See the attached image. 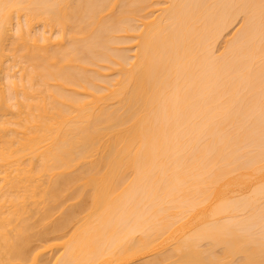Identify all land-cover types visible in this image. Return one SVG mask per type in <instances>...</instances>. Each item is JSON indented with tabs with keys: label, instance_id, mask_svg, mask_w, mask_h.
Segmentation results:
<instances>
[{
	"label": "bare ground",
	"instance_id": "6f19581e",
	"mask_svg": "<svg viewBox=\"0 0 264 264\" xmlns=\"http://www.w3.org/2000/svg\"><path fill=\"white\" fill-rule=\"evenodd\" d=\"M17 2V0H9ZM32 4H64L62 9H37L18 41L14 29L0 35V259L5 248H31L39 252L44 264H55L59 252L53 245L62 232L73 227L78 239L90 235L110 239L114 223L101 213L108 204L123 211L130 201L149 205L145 214L159 223L147 236L130 238L125 255L128 264H164L179 255L177 248L190 227L181 217L202 198L203 192L189 191L183 186L185 176H169L171 200L161 195L163 208L152 203L153 193L142 180L120 167V160L137 138L139 123L132 124L137 104L134 102L136 82L129 64L136 60V47L128 41L113 45L110 53L80 59L84 33L79 32L76 15L87 3L109 5L105 14L119 5L126 17L139 21L145 33L156 35L160 47L155 52L158 65L170 69L164 84L167 90L177 80L183 89L196 83V76L211 72L209 68L184 64V35L174 40L178 29L158 8L162 4H219L239 0H22ZM186 14H190L185 10ZM207 15V13H203ZM235 27H239L236 25ZM235 27L217 32L215 43L221 48ZM131 34V33H129ZM124 57H130L127 64ZM258 64V61H257ZM138 74L147 68L137 66ZM259 69L256 68L258 73ZM32 77L38 92L36 100L23 111H15L4 96L5 81ZM161 79L163 77L161 76ZM169 96L171 92L167 93ZM17 104L22 103L14 97ZM145 129L149 148L151 127L155 117L148 116ZM209 155L199 154L197 179L192 184H217L218 191H239L246 162L258 165V134L255 141L244 138L229 142L222 129ZM139 147V144L136 145ZM248 171H251L249 168ZM258 195V194H257ZM144 211L143 207L140 209ZM195 213H193V216ZM99 218V219H98ZM214 246V245H212ZM62 250V249H61ZM30 254V255H31ZM237 260L244 257L237 256Z\"/></svg>",
	"mask_w": 264,
	"mask_h": 264
},
{
	"label": "snow or ice",
	"instance_id": "6c2138e0",
	"mask_svg": "<svg viewBox=\"0 0 264 264\" xmlns=\"http://www.w3.org/2000/svg\"><path fill=\"white\" fill-rule=\"evenodd\" d=\"M66 7L0 0V35L14 29L16 39L23 40L24 30L37 9ZM119 7L113 6L105 14L107 4H82L76 19L77 30L84 33L80 59L110 53L113 45L123 41L131 42L137 50L136 60L128 67L136 82L134 102L139 113H134L132 124L140 126L133 141L135 151L129 149L125 153L120 167L133 176V182L145 183L154 194L152 203L161 209L164 203L158 197L172 199L169 176L183 174L185 188L203 192L196 205L181 217L189 221L190 227L178 242L179 255L164 264H264V0L158 5L178 29L175 36L166 35L165 40L186 37L185 66L212 69L196 76L193 85L182 89L177 80L175 87L167 90L162 89L170 69L158 65L155 56L160 41L156 35L145 33L139 21L129 20L123 10L117 12ZM233 27L235 31L221 48L215 43L216 33H226ZM129 59L124 57L125 64ZM138 65L147 68L146 76L138 74ZM35 84L32 77L25 80L24 73L5 81L4 96L15 111H23L43 91L37 90ZM14 97L22 103L17 104ZM148 116L155 117L150 148L145 135L150 125ZM222 129L229 142L241 138L255 141L258 134L259 151L258 155L253 154L258 165L246 162V174L238 177L244 181L237 184L239 191L229 188L218 191L217 184L191 183L203 179L194 175L199 154L201 151L211 154ZM142 207L144 211L140 210ZM148 207L130 201L119 211L108 204L101 217L109 215L110 223H114L110 239L90 235L80 240L73 227L66 228L63 238L49 245L59 252L55 264H128L125 255L130 238L147 236L159 223L158 218L145 214ZM30 254L31 248L15 245L5 248L6 258L0 259V264H44L37 258L39 252ZM237 256L244 259L237 260Z\"/></svg>",
	"mask_w": 264,
	"mask_h": 264
}]
</instances>
